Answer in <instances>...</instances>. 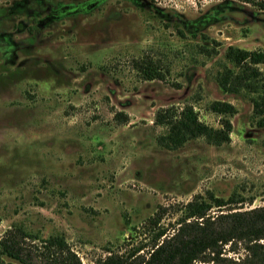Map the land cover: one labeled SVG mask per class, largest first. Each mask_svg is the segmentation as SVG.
Instances as JSON below:
<instances>
[{
    "label": "rangeland",
    "instance_id": "rangeland-1",
    "mask_svg": "<svg viewBox=\"0 0 264 264\" xmlns=\"http://www.w3.org/2000/svg\"><path fill=\"white\" fill-rule=\"evenodd\" d=\"M228 47L264 52L263 10L236 0H0V238L13 227L61 234L82 264H96L146 240L160 206L211 193L263 207L264 128L248 98L216 81L231 66ZM148 56L163 80L141 79L135 62ZM214 101L236 109L230 143L160 142L157 111L191 105L217 129Z\"/></svg>",
    "mask_w": 264,
    "mask_h": 264
},
{
    "label": "trees",
    "instance_id": "trees-1",
    "mask_svg": "<svg viewBox=\"0 0 264 264\" xmlns=\"http://www.w3.org/2000/svg\"><path fill=\"white\" fill-rule=\"evenodd\" d=\"M236 1L264 11V0ZM199 50L207 55L214 51L208 45L199 46ZM224 59L231 66L224 65L216 76L219 87L224 93L248 98L256 126L264 128V73L258 68L264 64V52L228 47ZM135 66L142 80L164 79L161 63L150 56L136 61ZM209 111L220 117L219 128L201 122L191 105L157 111L154 124L166 130L160 142L170 148L199 138L214 146L230 143L235 107L214 101ZM114 119L128 122L123 112L115 113ZM241 203L235 195L223 199L208 193L196 195L186 204L160 206L144 225L146 240H131L122 252L110 250L96 264H264V206L233 208ZM174 215L173 223H162ZM4 258L18 264H82L63 235L43 238L22 227H13L0 238V264Z\"/></svg>",
    "mask_w": 264,
    "mask_h": 264
}]
</instances>
